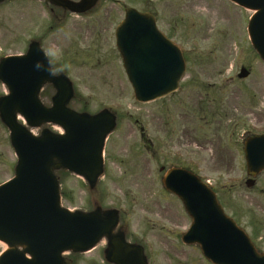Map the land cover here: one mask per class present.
Segmentation results:
<instances>
[{
    "label": "rangeland",
    "instance_id": "obj_1",
    "mask_svg": "<svg viewBox=\"0 0 264 264\" xmlns=\"http://www.w3.org/2000/svg\"><path fill=\"white\" fill-rule=\"evenodd\" d=\"M145 1L131 2L139 6ZM154 2L162 14L181 20L174 40L187 61L178 91L164 98L146 103L135 99L113 46L112 21L119 19L120 3L110 0L90 17L66 18L51 14L35 0L0 3V57L25 53L29 41L37 38L54 65L73 81L79 103L92 112L103 106L116 110L118 129L108 142L112 149L106 153L107 173L97 198L104 206L121 210L131 235L145 245L150 264H211L198 246L181 241L180 232L191 219L181 201L165 192L161 168L182 166L210 180L229 204L230 215L264 217V172L253 188L244 182L240 186L246 161L232 147L251 134L264 133V61L248 37L251 10L229 0ZM112 46L116 53L109 54ZM241 66L251 69L247 78L238 77ZM6 90L0 83V94ZM228 145L223 156L221 150ZM15 163L0 120V183L13 175ZM57 173L63 205L90 209L92 199L82 178L68 171ZM252 228L258 229L256 222ZM258 232L264 246V226ZM4 248L0 242V252ZM102 250L103 243L69 259L72 264H106Z\"/></svg>",
    "mask_w": 264,
    "mask_h": 264
},
{
    "label": "water",
    "instance_id": "obj_2",
    "mask_svg": "<svg viewBox=\"0 0 264 264\" xmlns=\"http://www.w3.org/2000/svg\"><path fill=\"white\" fill-rule=\"evenodd\" d=\"M49 1L83 12L97 0ZM233 1L255 11L248 31L264 60V0ZM127 11V20L118 29V47L137 100L150 101L173 92L185 70L181 51L157 33L147 15ZM248 74L243 67L239 76ZM0 80L9 91L0 97V116L10 129L18 156L14 177L0 185V241L7 245L0 254V264H66L65 252L88 251L102 238L108 240V261L148 264L143 247L127 242L122 231L116 232L117 210L97 207L85 212L61 205L55 171L65 168L82 175L94 188L103 174V147L115 127V114L103 110L91 115L68 108L72 83L66 74L53 73L36 40L25 54L0 60ZM48 83L56 89L51 107L40 99ZM19 115L31 127L56 123L65 134L45 128L36 136L18 121ZM245 152L249 173L259 174L264 169V135L248 138ZM164 183L182 199L192 217L190 229L183 235L185 243L198 244L215 264H264V253L255 249L245 231L224 213L213 190L196 175L173 168Z\"/></svg>",
    "mask_w": 264,
    "mask_h": 264
},
{
    "label": "flooded vegetation",
    "instance_id": "obj_3",
    "mask_svg": "<svg viewBox=\"0 0 264 264\" xmlns=\"http://www.w3.org/2000/svg\"><path fill=\"white\" fill-rule=\"evenodd\" d=\"M105 1H107V0H98L97 4L93 8L89 9L88 11H86L84 13L78 14V15L72 13L71 11H69L67 9H64L62 7H59V6H56V5H54V4L50 3V2H46V9L51 14H55V16L63 17V18L68 17L67 15H75V16H78V17H90V16L94 15L95 13H97L102 8L101 4L103 2H105ZM110 1H113L114 4L120 3V6H119L120 8H118L120 10V12H119L120 13L119 14V19L117 21H112V26H113V29L112 30H113V38H114V44H113V46H114L116 52L120 55V53H119V51L117 49V45H116V29H117L118 24L121 22V20H123V18H125V16H126L125 9L127 8V6H134V5L131 2L132 0H126V1H123V0H110ZM140 1H144V0H140ZM154 1L155 0H146L144 4H141L139 6L136 5V8L140 12H149V13H151L154 16V20H155V24H156V29L159 32L161 31L162 33L166 34L171 39H174V36L177 34V31H179L178 28L176 27V25L177 24H180L181 20H180V22L177 20L178 21L177 22V21L173 20V18H171L170 16H165L164 14H162L155 7V2ZM111 13H112V9L110 10V14ZM109 18H111V16H109L107 19H109ZM51 27H53V24H50V28ZM113 46H112V50H110V53L109 54H112L113 52H115L114 49H113ZM115 56L117 57L116 54H115ZM120 57H121V55H120ZM53 67H54V69L56 68V66L54 65V63H53ZM122 69H123V67H122ZM59 71H62V69L60 68ZM107 76H108V73H107ZM44 90H45L46 97L49 99L50 96H51V94H52L53 88L51 86L47 85ZM75 102H76V100H75V98H73V103H75ZM103 107H109V106H103ZM81 109H83V107ZM50 125H51V127H54L53 124H50ZM117 129H118V125L108 135V137L106 139V144H105V149H104V154H105V173H104V177H106V173H107L106 153H107L108 150L111 151V149H112V148H109L108 147V142H109V139H110L111 135ZM217 137L220 139L221 138V135H218ZM211 144H213V143H211ZM228 146H229V148H226L224 150H221V153H223V156H224V152L223 151H226V150L230 149V147H231L230 145H228ZM232 147L236 149L235 152H237L240 155H244V149H243V147H244V141L243 140H242V142L236 141V144L233 145ZM232 151H233V149H232ZM261 174H259L257 177H252L251 175L248 174V171L246 170V177L242 178L240 186L243 184L242 182H244V184L247 186V180H250V179L251 180H254L255 181V184H256V182L258 180V177ZM255 184L253 186H255ZM224 186L227 187V185H224ZM222 187H223V185H222ZM232 187H233V185L231 184V185H229V188L228 189L229 190H232ZM165 192H167V191H165ZM218 196H219V194H218ZM219 200H220V203L222 204V206L224 207V209L226 210V207L229 205V204H227V201L226 200L224 201L223 198H220V197H219ZM232 217L235 219V221L240 226H242L246 230L247 229L249 230L250 229V226H252V224L255 223V222H256V226H257L258 229H259V227H262L263 228V226H264V217L255 216V218L254 217H250V218L249 217H247V218L242 217V218H240L238 215H232ZM241 219L244 220L245 223H243ZM258 229L257 230H254L253 229L252 231L249 230L250 232L249 231L248 232L250 233L251 238L254 241V243L257 246V248L261 252H264V246L262 245V241L260 240L263 237H261V236L258 235V233H259L258 232ZM122 230L126 234V237H127V239L129 241L141 243L140 240H138L137 238H135L131 234H129V230L128 229H126L125 227H122Z\"/></svg>",
    "mask_w": 264,
    "mask_h": 264
}]
</instances>
